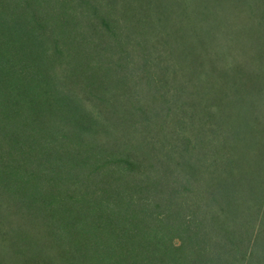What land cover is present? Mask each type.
Instances as JSON below:
<instances>
[{
    "label": "trees",
    "instance_id": "trees-1",
    "mask_svg": "<svg viewBox=\"0 0 264 264\" xmlns=\"http://www.w3.org/2000/svg\"><path fill=\"white\" fill-rule=\"evenodd\" d=\"M0 264H264V0H0Z\"/></svg>",
    "mask_w": 264,
    "mask_h": 264
}]
</instances>
